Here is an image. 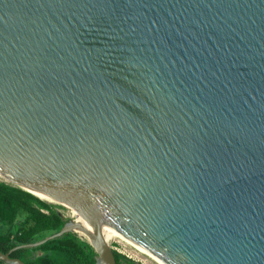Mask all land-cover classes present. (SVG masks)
Masks as SVG:
<instances>
[{"label":"water","instance_id":"1","mask_svg":"<svg viewBox=\"0 0 264 264\" xmlns=\"http://www.w3.org/2000/svg\"><path fill=\"white\" fill-rule=\"evenodd\" d=\"M0 176L163 264H264V0H0Z\"/></svg>","mask_w":264,"mask_h":264},{"label":"trees","instance_id":"2","mask_svg":"<svg viewBox=\"0 0 264 264\" xmlns=\"http://www.w3.org/2000/svg\"><path fill=\"white\" fill-rule=\"evenodd\" d=\"M61 205L0 180V250L37 242L59 231L67 219ZM117 264H144L113 250ZM95 250L76 232L46 241L42 245L19 248L11 253L26 264H95ZM1 264H5L0 260Z\"/></svg>","mask_w":264,"mask_h":264},{"label":"rangeland","instance_id":"3","mask_svg":"<svg viewBox=\"0 0 264 264\" xmlns=\"http://www.w3.org/2000/svg\"><path fill=\"white\" fill-rule=\"evenodd\" d=\"M0 180H4V179L0 178ZM51 203H53V202H51ZM60 211L63 212L68 217H74L72 212L63 206H61ZM78 234L82 238L87 239L84 235H82L80 233H78ZM109 242L112 245L114 250H117L120 253H122V254L136 260V261H139V262L144 263V264H159L151 256L147 255L146 253H143L142 251H140L135 246L131 245L130 243H128L127 241H125L122 238H119V237L112 238V239H109Z\"/></svg>","mask_w":264,"mask_h":264},{"label":"bare ground","instance_id":"4","mask_svg":"<svg viewBox=\"0 0 264 264\" xmlns=\"http://www.w3.org/2000/svg\"><path fill=\"white\" fill-rule=\"evenodd\" d=\"M0 178H2L0 176ZM4 179V178H3ZM9 183V182H8ZM48 201V200H47ZM72 212V211H71ZM74 213V212H72ZM106 234V237L108 239H112V238H116V237H119V238H122L124 239L125 241H127L128 243H130L131 245L135 246L137 249H139L140 251H142L143 253H146L147 255L151 256L154 260H156L159 264H163L162 262H160L159 260H157L155 257H153L152 255H150L149 253H147L146 251H144L143 249H141L140 247H138L137 245H135L134 243H132L130 240H128L127 238H125L124 236H122L121 234L119 233H110V232H105ZM152 260V259H151Z\"/></svg>","mask_w":264,"mask_h":264}]
</instances>
